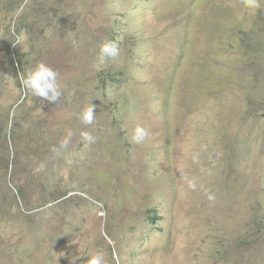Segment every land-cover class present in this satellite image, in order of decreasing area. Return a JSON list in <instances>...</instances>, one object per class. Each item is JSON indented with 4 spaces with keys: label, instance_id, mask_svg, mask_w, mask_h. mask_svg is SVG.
<instances>
[{
    "label": "rangeland",
    "instance_id": "1",
    "mask_svg": "<svg viewBox=\"0 0 264 264\" xmlns=\"http://www.w3.org/2000/svg\"><path fill=\"white\" fill-rule=\"evenodd\" d=\"M263 179L264 0H0V264H264Z\"/></svg>",
    "mask_w": 264,
    "mask_h": 264
},
{
    "label": "clouds",
    "instance_id": "2",
    "mask_svg": "<svg viewBox=\"0 0 264 264\" xmlns=\"http://www.w3.org/2000/svg\"><path fill=\"white\" fill-rule=\"evenodd\" d=\"M234 0H229V2ZM215 14V11L210 12ZM213 24V32L211 37L219 33V27ZM217 33V35H218ZM119 55V49L114 41H105L100 46V61L103 62L105 58H114ZM59 74L50 66L40 63L21 77V83L26 92H31L32 95L37 96L49 103H55L62 95L60 85L58 84ZM94 106L90 103L81 113L78 114V119L83 125H91L95 119ZM149 136L148 131L142 126H136L131 137V142L135 144L143 143ZM83 140L90 146L95 143V137L89 132L82 133ZM67 141L61 143V147H67ZM58 151V149H53ZM87 264H104V258L101 254L87 255Z\"/></svg>",
    "mask_w": 264,
    "mask_h": 264
},
{
    "label": "trees",
    "instance_id": "3",
    "mask_svg": "<svg viewBox=\"0 0 264 264\" xmlns=\"http://www.w3.org/2000/svg\"><path fill=\"white\" fill-rule=\"evenodd\" d=\"M213 16L218 17V18L220 17V15H217V14H216V15H213ZM25 73H26V72H25ZM108 75H109L110 77H112L110 74H108ZM18 86H19V87L23 86L22 83H21V81L18 82ZM263 184H264V179H263ZM153 212H155V210H154L153 208H151V209H150V213H153ZM150 219H151V221H153V218H152V217H151ZM109 233H111V232H109Z\"/></svg>",
    "mask_w": 264,
    "mask_h": 264
}]
</instances>
